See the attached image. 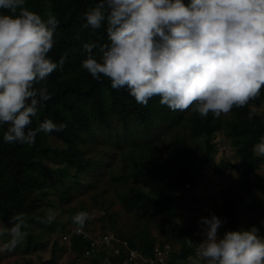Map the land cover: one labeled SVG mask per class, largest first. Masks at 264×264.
<instances>
[{
	"label": "clouds",
	"instance_id": "9594fccd",
	"mask_svg": "<svg viewBox=\"0 0 264 264\" xmlns=\"http://www.w3.org/2000/svg\"><path fill=\"white\" fill-rule=\"evenodd\" d=\"M26 0H0V125H8L5 143H35L38 133L63 131L66 124L46 119L32 129L33 117L51 99L47 78L66 57H49L59 21L43 18L25 6ZM82 29L107 25L108 43L84 44L82 68L113 89L127 88L141 105L159 96L173 111L194 110L215 118L243 108L264 88V0H96L84 14ZM100 55L96 58L93 50ZM39 85V87H37ZM255 111L251 110V120ZM264 156V137L253 147ZM56 218L52 209L44 222ZM39 219V217H37ZM88 212L72 221L82 232ZM28 217L0 223V236H10L0 252H12L28 237ZM226 221L214 213L201 217L202 239L190 264H264V236L248 229L218 230ZM264 224V221L261 222ZM188 245L193 241L185 238Z\"/></svg>",
	"mask_w": 264,
	"mask_h": 264
},
{
	"label": "trees",
	"instance_id": "16d2710c",
	"mask_svg": "<svg viewBox=\"0 0 264 264\" xmlns=\"http://www.w3.org/2000/svg\"><path fill=\"white\" fill-rule=\"evenodd\" d=\"M95 4L96 0H26L25 6L30 11L37 12L45 19L47 14L51 13L59 21L54 35L55 43L48 55L53 61L66 57L63 66L57 68L47 78L51 99L39 110L38 115L32 118L33 123L30 127L35 129L46 119H51L57 124H66V127L60 132L38 133L35 143L29 146L5 143L3 134L8 125H0V220L8 223L9 217L17 213H24L28 217V224L42 219L41 215L27 214L25 206L31 192L39 191L41 194H46L47 189L56 187L55 172H58V169H54L51 162L46 161L50 150L47 146L48 137L56 138L66 145L58 151L62 157L60 162L67 167L71 166L76 174H79L96 167L97 160L85 157L78 145L84 138L92 135L99 126L103 125L107 129H112L114 120H119L125 133L132 136L136 125L142 128L161 124L174 126L179 119L186 118L192 133L196 136L202 134L209 136L223 129L237 147L238 162L234 164L235 166H231H234L237 172L239 168L241 169L238 183L241 192L235 195L230 191L223 201L224 216L221 220L226 222L218 230L220 236L222 237L226 231H235L237 228L240 213L235 206L236 196L242 208L248 211L250 226L255 225L259 228V235L264 236V224L261 223L264 221V170L256 174V169L260 168L264 162V156H257L253 152L254 145L264 137V120L261 115L254 110L255 115L249 120V111L253 109L248 104L243 108H233L226 118L222 115L220 118H215L211 113L206 117H201L192 109L184 112L173 111L166 105H161L159 96L150 99L145 106L138 104L127 88L113 89L107 77L101 76L100 80L94 79L87 70L82 68V62L87 58L83 46L93 41L109 42L106 24L95 30L81 28V25L86 22L85 12ZM0 13L7 14V11L0 10ZM93 52L99 60L98 50L94 49ZM263 100L264 88L261 89L260 96L250 102L259 105ZM142 136L149 139L145 133ZM144 146L139 141L135 144L131 143L127 147L128 154L138 151L140 159L143 157L151 159L153 157L150 153L153 150L152 147ZM171 146L172 153L169 158L172 161L171 168L166 165V159L158 157L140 166H131L128 172L121 173V176L126 179L129 176L137 178L140 185L129 186L119 193V199L129 209L133 205H139L144 210H148L150 214L161 215L157 228L163 236L167 237L164 241L173 243V261H175L193 254L196 245L202 239L199 234L201 229L199 223H193L185 230L176 226L173 205L175 195L188 190L185 188L186 184L191 188L196 187L201 180L199 172L204 165L213 160L210 159L207 148L202 156L197 155L184 137L175 136ZM145 152L150 157L145 156ZM66 171L71 173L69 168H66ZM72 176L74 177V174ZM67 197L68 192L63 191L62 200ZM61 226V232H66L67 223ZM85 228L95 232L87 225ZM108 230V227H104L101 233ZM27 231L29 238L35 244L42 241L41 235H35L33 228L30 227ZM115 233L128 239L131 246H137L145 253H151L155 244L162 242L160 240L156 242L155 238L147 234L125 236L117 230ZM192 234L196 236L195 240H192ZM185 238L193 241L191 246ZM64 243L68 244L70 250L73 251L76 263L89 259L95 264H122L123 255L112 253L85 255L88 241L81 235L75 234ZM51 263H56L53 256L38 264Z\"/></svg>",
	"mask_w": 264,
	"mask_h": 264
},
{
	"label": "rangeland",
	"instance_id": "374dc122",
	"mask_svg": "<svg viewBox=\"0 0 264 264\" xmlns=\"http://www.w3.org/2000/svg\"><path fill=\"white\" fill-rule=\"evenodd\" d=\"M249 106L264 120V100L259 105L249 102ZM222 116L226 118L229 114ZM188 122L186 118H181L174 126L161 124L142 128L136 125L132 136L125 133L119 120H114L112 129H107L103 125L99 126L92 135L84 138L78 145L85 157L97 160L96 167L79 174H76L71 166L67 167L60 162L62 157L58 151L66 145L56 138L48 137L47 146L50 150L46 161L51 162L54 169H58V172H55L57 184L55 188L47 189L46 194H41L39 191L31 192L25 206V211L30 216L41 215L42 217L30 223L34 234L41 235L42 241L35 244L28 236L14 251L0 252V264H38L51 256L56 262L51 264H95L89 259L76 263L73 251L59 237L62 233L61 224L67 223V226H70L73 223L70 222L73 216L81 211L90 214L91 219L86 221L85 225L95 231L92 233H99L104 227H108L109 230L115 232L117 230L125 236L147 234L155 238L156 242L167 239L157 228L161 215L150 214L139 205H133L131 209L127 208L121 203L119 193L129 186L140 185L135 177L129 176L126 179L121 176V173L128 172L131 166H140L151 159L162 157L167 160L166 165L171 168L172 161L169 160L172 153L171 144L177 135L187 139L199 156H202L207 148L209 157L213 161L204 165L199 172L201 180L196 187H189L184 192L176 193L173 203L176 226L185 230L191 224L198 223L201 217H210L213 213L223 218L222 205L227 194L230 191L235 195L241 192L238 185L239 173L234 168V164L238 162L237 147L225 130H217L209 136L206 134L196 136L192 133ZM144 133L149 139L142 136ZM138 141L140 144L152 147L151 159H146L147 157L140 159L138 151L128 154L127 147ZM144 155L150 157L146 152ZM66 168L71 169V173L67 172ZM263 170L264 162L260 168L256 169V174ZM63 191L68 192L65 200L61 198ZM257 194L260 195L258 192ZM235 206L240 213L236 230L250 228L248 211L242 208L237 196ZM48 209L56 213V218L51 223L44 222L45 212ZM0 223L10 227L2 220ZM218 235L220 236L219 232ZM195 237L192 234V240H195ZM9 239L10 236L7 233L0 236V245L7 243Z\"/></svg>",
	"mask_w": 264,
	"mask_h": 264
},
{
	"label": "built area",
	"instance_id": "2783aa9c",
	"mask_svg": "<svg viewBox=\"0 0 264 264\" xmlns=\"http://www.w3.org/2000/svg\"><path fill=\"white\" fill-rule=\"evenodd\" d=\"M241 173V169H238ZM253 178V176H251ZM185 188H189L186 184ZM77 225H70L66 232L60 234L61 241L65 242L73 235H81L88 241V246L84 252L87 256L102 255L103 253H112L113 255H123L122 264H190L189 257H195L199 244L196 245L194 253L187 255L185 258L173 261L174 245L171 241L157 242L151 253L143 252L137 246H131L128 239L118 236L113 230L105 233H92L85 226L82 232H77ZM202 237V227L199 230Z\"/></svg>",
	"mask_w": 264,
	"mask_h": 264
}]
</instances>
